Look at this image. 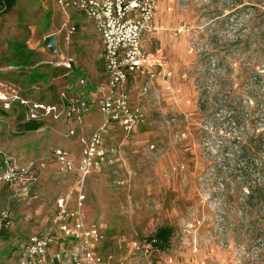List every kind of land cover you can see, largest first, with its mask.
<instances>
[{"label": "rangeland", "instance_id": "obj_1", "mask_svg": "<svg viewBox=\"0 0 264 264\" xmlns=\"http://www.w3.org/2000/svg\"><path fill=\"white\" fill-rule=\"evenodd\" d=\"M232 1L164 0L156 10L155 30L142 44L150 60L171 70L170 96L148 106V119L135 132L112 129L103 146L113 153L83 182L84 219L100 227L104 264H264V203L250 206L248 169L233 155L240 139L264 131V40L257 34L264 0ZM58 9L53 0H17L0 13V67L25 66L0 78L33 100L54 101L58 89L78 78L93 91L102 78L92 24L70 9L79 23L62 45ZM48 34L74 60L67 75L47 63L58 59L44 44ZM40 61L47 62L28 68ZM22 120L17 108H0V150L44 166L29 189L0 186V255L45 228L54 200L76 179L59 169L53 150L65 148L77 163V136L66 137L60 121L28 129ZM162 226L172 228L170 244L146 259L136 246Z\"/></svg>", "mask_w": 264, "mask_h": 264}, {"label": "built area", "instance_id": "obj_2", "mask_svg": "<svg viewBox=\"0 0 264 264\" xmlns=\"http://www.w3.org/2000/svg\"><path fill=\"white\" fill-rule=\"evenodd\" d=\"M162 0H53L64 12L70 9L82 13L93 22L99 33L104 63V79L96 87L99 96L98 110L100 123L86 135L81 128L91 106L86 93V80L78 78L73 86L60 89L57 101H36L22 94L20 88L0 79V108H17L24 122L44 119H64L80 126L78 132L79 160L76 163L72 153L64 148H55L53 158L64 173L76 175L74 185L55 199V209L50 217L51 230L31 233L22 242L18 264H48L46 254L49 247L60 239L72 245L68 264H104L98 251L101 240L100 227L83 220L86 195L83 189L85 177L99 168L105 158L113 153L103 146L110 128H119L129 134L144 125L148 119L146 106L157 107L161 94L157 80L167 82L172 72L161 62H150L142 48V38L155 30L154 12ZM64 40L68 43L76 31L74 25L64 24ZM57 38V35H56ZM57 55V39L56 53ZM73 59L61 56L50 62L72 71ZM11 67H6L10 69ZM143 75L144 79L135 88L128 87L129 78ZM175 121L171 117L166 122ZM76 134L70 128L67 135ZM150 147H153L151 145ZM44 164L35 160L20 161L14 155L0 150V185L13 184L26 190L38 182V172ZM5 216V215H4ZM155 239L146 238L136 246V251L146 259L151 253H159L154 248ZM60 259V255L57 254ZM171 263L172 258L168 257ZM151 264V262H148Z\"/></svg>", "mask_w": 264, "mask_h": 264}, {"label": "crops", "instance_id": "obj_3", "mask_svg": "<svg viewBox=\"0 0 264 264\" xmlns=\"http://www.w3.org/2000/svg\"><path fill=\"white\" fill-rule=\"evenodd\" d=\"M164 0H162L161 2H159V4L157 5V7H156V10H157V8H158V6L163 2ZM58 10H60L61 12H62V14H63V16H64V21H63V23H62V27L64 26V24H67V25H74L75 26V28H76V26H78V23L79 22H76L74 19H73V16H72V14L73 13H70L71 11L70 10H67V11H63V10H61L60 8L58 9ZM156 10H155V12H154V22H155V13H156ZM85 21H87V22H90L91 24H92V26H93V30H94V32L96 33V35H97V37H98V39H99V46H100V60H101V62H102V67H103V71H102V78H101V81L104 79V77H105V72H104V63H103V59H102V45H101V39H100V36H99V33L96 31V29H95V26H94V24H93V22L92 21H90V20H88V19H86L85 18ZM152 33V32H151ZM149 34V33H148ZM148 34H145L144 36H143V38L146 36V35H148ZM49 35V34H48ZM143 38H142V40H143ZM57 55H58V59H51V60H48V62L47 61H40L39 63H37V64H34V65H32V66H29L28 68H30V69H35L36 68V66L37 65H39L40 63H49V64H51L50 62H54V61H57V60H59L60 58H61V56H69V55H66V54H64L62 51H61V49H60V44L58 43V36H57ZM70 41V40H69ZM70 43V42H69ZM67 42L65 43L64 42V37H63V44L62 45H66L67 46ZM142 48H143V44H142ZM144 50V49H143ZM145 52V51H144ZM146 54V53H145ZM71 57V56H70ZM146 58H147V60L148 61H150V62H161V63H165L164 61H161V60H150L149 59V57H148V55L146 54ZM73 59V58H72ZM73 63H74V60H73V62H72V65H73ZM167 68H169L168 67V65H166V64H164ZM51 66L53 67V68H63L64 70H65V74L67 75V74H69V72H68V69H66V68H64V67H62V66H54V65H52L51 64ZM6 67H8V66H2V67H0V73H7V72H11V71H18V69H19V67H25V66H9V67H11L10 69H6ZM41 69H43V68H41ZM20 71V70H19ZM43 71V70H42ZM41 73V72H40ZM24 77V76H23ZM0 79H2V78H0ZM144 79V77H143V75H137V76H134V77H130L129 78V82H128V87L130 88V89H135L140 83H141V81ZM2 80H4V81H7L6 79H2ZM100 81V82H101ZM7 82H10V80H8ZM13 83V82H12ZM37 84H39V85H43L44 84V81L43 80H41V81H39V82H36ZM15 84V83H14ZM19 88H20V90H21V92H22V94L24 95V93H25V91H24V89L20 86V85H18V84H16ZM68 87V86H67ZM157 87H158V90L160 91V94H161V97H160V100H159V103H158V106L160 105V104H162V102H164L165 101V99H167L169 96H170V94H169V87H170V79H168V81L167 82H165V81H162V80H160V79H158L157 80ZM85 89H86V93H87V95H88V98H89V102H90V106H91V109H90V112L85 116V118H84V123H83V125L81 126V128L83 129V131H84V133L86 134V135H88L95 127L94 126H92V124H94L95 123V125L97 126L99 123H100V121H101V114L99 113V110H98V105H99V96H98V94H96V89H94L93 91H91L90 90V86L88 85V83H86V87H85ZM60 89H58L57 90V92H56V99L54 100V101H45V102H55V101H57V93H58V91H59ZM25 96H26V94H25ZM26 97H28V98H30L29 96H26ZM32 99V98H31ZM36 101H39V100H36ZM157 106V107H158ZM155 108V107H154ZM151 111V109L150 108H148V106H146V113H147V117L149 116V112ZM20 114V113H19ZM53 121H60V122H62L64 125H65V127H66V130H67V132L66 133H68V130L70 129V128H75L76 129V136H78V130H79V128H80V126H78V125H75L73 122H70V121H68V120H64V119H58V120H53V119H44V120H42V121H33V122H35V123H41V122H53ZM22 122L23 123H28V122H24L23 120H22ZM94 127V128H93ZM112 129H114V128H110L109 130H108V132L106 133V135L105 136H107L108 134H109V132L112 130ZM115 129H119V128H115ZM90 130V131H89ZM120 130V129H119ZM88 131H89V133H88ZM136 131V130H135ZM135 131H133V132H135ZM67 135V134H66ZM66 137H71V136H66ZM77 144H78V139H77ZM65 149V148H64ZM41 171H42V168L39 170V172H38V178H39V176H40V174H41ZM69 174H73V173H69ZM3 185H11V186H16V185H13V184H3ZM1 186V185H0ZM68 191V190H67ZM65 193V192H64ZM64 193H62V194H64ZM85 205V204H84ZM54 209H55V200H54V203H53V205H52V213H51V215L53 214V212H54ZM83 213H84V209H83ZM83 220H84V222L86 223V224H89V223H92V222H94L93 220H91V221H87V220H85L84 219V214H83ZM95 223V222H94ZM97 224V223H96ZM52 226H51V222H50V219H49V221H48V223L46 224V226H45V228H43V229H36L35 231H33V232H31V233H43V232H48V231H50L52 228H51ZM30 233V234H31ZM28 237V236H27ZM26 237V238H27ZM21 245H22V243L19 245V247H18V249H16L15 251H13L12 252V254L11 255H7V254H4V255H0V264H18V260H19V258H20V253H21ZM71 247H72V245L70 244V242L68 241H63V240H59L58 242H56L55 244H52L50 247H49V249H48V252H47V254H46V256H45V258H46V261L48 262V264H68V260H69V258H70V256H71V254L73 253V251H72V249H71ZM98 251H99V245H98ZM9 252V251H8ZM57 254L58 255H60V259H58L57 258Z\"/></svg>", "mask_w": 264, "mask_h": 264}, {"label": "trees", "instance_id": "obj_4", "mask_svg": "<svg viewBox=\"0 0 264 264\" xmlns=\"http://www.w3.org/2000/svg\"><path fill=\"white\" fill-rule=\"evenodd\" d=\"M17 0H0V13L9 12L15 5ZM241 0L232 1V5ZM259 38L264 40V26L257 33ZM219 81V80H218ZM260 124L264 126V114L260 116ZM258 121V120H257ZM253 123V122H252ZM253 125V124H252ZM38 127V123L28 122L26 128L35 129ZM240 146L237 150V154L242 158L243 164L248 169V173L245 174V178L248 182L247 197L249 201H253L250 205L254 209L259 203H264V131H253L246 138L239 140ZM231 172L235 170V165L230 168ZM172 234V228L168 226H162L156 229L152 236L146 239H155L154 248L161 251L166 249L170 244Z\"/></svg>", "mask_w": 264, "mask_h": 264}, {"label": "water", "instance_id": "obj_5", "mask_svg": "<svg viewBox=\"0 0 264 264\" xmlns=\"http://www.w3.org/2000/svg\"><path fill=\"white\" fill-rule=\"evenodd\" d=\"M44 44L52 53H56V34L45 36Z\"/></svg>", "mask_w": 264, "mask_h": 264}]
</instances>
